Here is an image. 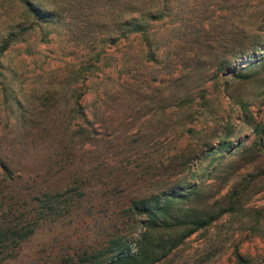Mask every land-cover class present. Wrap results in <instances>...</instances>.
<instances>
[{
    "label": "rangeland",
    "instance_id": "rangeland-1",
    "mask_svg": "<svg viewBox=\"0 0 264 264\" xmlns=\"http://www.w3.org/2000/svg\"><path fill=\"white\" fill-rule=\"evenodd\" d=\"M135 1L124 35L128 0H0V227L36 221L0 264L135 251L132 200L190 191L233 210L153 264H264V0Z\"/></svg>",
    "mask_w": 264,
    "mask_h": 264
},
{
    "label": "trees",
    "instance_id": "trees-1",
    "mask_svg": "<svg viewBox=\"0 0 264 264\" xmlns=\"http://www.w3.org/2000/svg\"><path fill=\"white\" fill-rule=\"evenodd\" d=\"M21 3H23L27 14L31 13L38 15L41 12V8H39L37 4H34L32 0H21ZM135 3V0H131L130 2L128 0V14L122 13L120 15L121 17H116V21L120 24V27L123 25L126 27V34L124 35L143 32L148 28L145 22H141V17L143 18L150 10L146 11L145 15H142L144 14L142 8L140 10H136V8L132 10ZM138 6L142 7V2H139ZM133 11H138V14H132ZM46 15L48 14L43 16ZM146 16H150L154 19L160 18L159 15L152 16L148 14ZM16 39V36L13 34L5 38L0 46V54L3 53L10 44L15 42ZM75 104L76 110L86 118L83 106L78 99L75 100ZM44 194H46L48 199H41L39 196L34 198L36 199L37 209L41 211L42 218L51 214L53 209L49 196L59 194V192H45ZM235 196L236 191L234 190L230 196L231 203H234ZM200 202L201 206L197 208V206L194 205L195 192L192 193L191 191L185 196H165L162 201L158 199L152 203H148V200L144 198L132 200L133 209L140 213H145L148 216L144 225V230L141 232L139 240L136 243V250L131 251L128 246L123 248V244L119 242L120 240H111L105 250L99 251L94 255L87 254V256L81 260V264H153L164 253L182 243L185 238L207 227L223 212L226 210H233L232 205L225 208L220 201L216 202V210L204 208V204L206 203L204 199ZM34 225L35 226L31 224V226H28L21 222L19 226H8L3 229L0 227V253L3 252L4 245L8 241H13L15 245H18L27 239L36 229V221H34ZM157 239L160 240V243L156 242Z\"/></svg>",
    "mask_w": 264,
    "mask_h": 264
}]
</instances>
